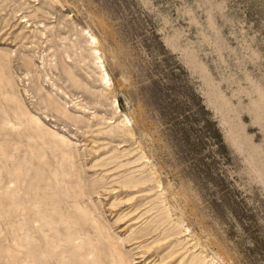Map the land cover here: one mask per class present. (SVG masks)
Listing matches in <instances>:
<instances>
[{"label":"rangeland","instance_id":"obj_1","mask_svg":"<svg viewBox=\"0 0 264 264\" xmlns=\"http://www.w3.org/2000/svg\"><path fill=\"white\" fill-rule=\"evenodd\" d=\"M0 56V264H264V0H0Z\"/></svg>","mask_w":264,"mask_h":264},{"label":"bare ground","instance_id":"obj_2","mask_svg":"<svg viewBox=\"0 0 264 264\" xmlns=\"http://www.w3.org/2000/svg\"><path fill=\"white\" fill-rule=\"evenodd\" d=\"M27 15H24V16H22L21 17V21L19 22V25H17L15 28H13V31L15 32L16 30H19V32L15 35V37L16 38H18V37H20V36H22L25 32H27L26 31V27H28V26H25V25H22L23 24V22H30V17L28 18H24V17H26ZM34 17V16H33ZM45 26V25H44ZM46 27V26H45ZM37 29V28H36ZM36 29H33V30H31L32 32H34ZM40 30V29H39ZM14 32H12V33H14ZM42 35L43 34H45V33H43V32H41V31H39ZM79 33V35L81 36H83V35H85L83 32H78ZM15 34V33H14ZM91 34V33H90ZM79 38V37H78ZM82 38V37H81ZM84 38V37H83ZM19 39V38H18ZM91 39H92V41H91ZM79 41V40H78ZM85 42H86V45H87V49L89 50V54H90V56H91V59H92V63H93V65L95 66V69H94V73L96 74V76L98 77V81H99V83L103 86L102 88H100V89H92V87L90 88L91 89V91L94 93V94H97V96L99 97V98H101V99H104V98H106L107 97V95H109L110 94V91H111V77H110V75H109V73H108V71H107V68H106V66H105V63H104V60H103V57H102V55H101V52L99 51V48H98V46H97V44L96 43H98V39H97V37L95 36V35H93V34H91L90 35V38H88L87 40H84ZM4 52V51H3ZM2 55V54H1ZM11 55V54H10ZM1 57V56H0ZM9 57H11V56H9ZM1 58H3V57H1ZM0 58V68H1V59ZM31 58V57H30ZM32 59V58H31ZM29 61H31V60H29ZM9 63V62H8ZM30 64H31V62H29ZM7 65H9V64H7ZM32 65V64H31ZM4 68V66H2V69ZM64 69H65V72H66V74L69 76V78L75 83V85L77 84V85H81V81H80V78L79 77H77V75H76V73L74 72V70H73V68L71 67V66H69V65H65L64 66ZM0 80H1V78H0ZM13 100V99H12ZM52 100V99H51ZM114 100H116V99H114ZM19 102V101H18ZM15 103V102H14ZM52 103V102H51ZM21 105V104H20ZM20 105H18V106H20ZM116 105V104H115ZM26 109V108H25ZM24 109V110H25ZM59 110V112H62L63 114H65L66 116H72V113L67 109V108H65V107H61V106H59V108H58ZM28 111V112H27ZM27 111H21L20 110V107H15L14 109H13V113H14V115L17 117V118H24L25 116H23V115H25L26 114V116H27V118L29 119L28 121H31V123L34 125V126H36V127H39V128H42V130L43 131H46V134H47V132H49V133H55L56 134V132L55 131H53L52 129H50V128H48L42 121H41V119L39 118V117H37L36 115H34V114H32V113H30L29 112V110H27ZM122 115H120L119 117H120V119H119V122H118V126H120L121 128H122V130L125 132H128V133H130L131 132V130L129 129V127L127 126V122H128V118L126 117V116H122ZM118 117V118H119ZM26 119V118H25ZM115 122V121H114ZM111 123V122H110ZM120 123V124H119ZM123 127H125V128H123ZM43 133H45V132H43ZM123 133V132H122ZM125 134V133H124ZM123 134V135H124ZM131 134V133H130ZM54 135V134H53ZM65 141L64 142H66V141H68L65 137L63 138ZM70 143V142H69ZM42 153V152H41ZM37 154H38V158H39V156L41 155L40 153H39V151L37 152ZM33 155H34V153H33ZM35 157H36V153H35ZM117 157V156H116ZM41 158V157H40ZM118 158V157H117ZM117 158H115V159H117ZM105 160H106V158H105ZM104 162H106V161H104ZM109 164V163H108ZM110 164H111V162H110ZM109 164V165H110ZM120 164V163H119ZM121 164H122V161H121ZM115 165V164H114ZM123 165H124V163H123ZM143 165V164H142ZM141 165V167L143 168V166ZM96 166H98V165H96ZM100 166H104V165H100ZM120 166V165H119ZM145 166V165H144ZM111 167V166H110ZM120 168V167H119ZM145 168V167H144ZM99 169V168H98ZM101 169V168H100ZM107 169V168H106ZM130 169V168H129ZM133 169V168H132ZM122 170V169H121ZM131 170V169H130ZM139 170V169H138ZM104 171V170H103ZM111 171V170H110ZM125 171H127V170H125ZM114 172V171H113ZM122 172V171H121ZM128 172V171H127ZM134 172V171H133ZM139 172V171H138ZM106 173V172H105ZM136 173V172H135ZM111 174V173H110ZM118 174V173H117ZM123 174H126V173H123ZM129 174V173H128ZM131 174H133V173H131ZM141 174V173H140ZM139 174V176H142V175H140ZM150 174V173H149ZM154 174V173H153ZM101 175V174H100ZM103 175V174H102ZM148 175V174H147ZM118 177H119V175H117ZM126 176V175H125ZM138 176V175H137ZM146 176V175H145ZM144 175H143V178L145 177ZM154 176V175H153ZM153 176H151L152 178H153ZM103 177V176H102ZM101 176H100V179L102 178ZM120 177H121V179H122V176L120 175ZM119 177V178H120ZM133 177V176H132ZM129 178V177H128ZM138 178V177H137ZM147 178V177H146ZM99 179V180H100ZM102 179H104V178H102ZM135 179H136V177H135ZM147 179H149L150 180V178H149V175H148V178ZM156 179V178H155ZM120 180V179H119ZM119 180H118V183H119ZM124 180H126V179H124ZM133 180V179H132ZM139 180V179H138ZM141 180V179H140ZM139 180V181H140ZM153 180V179H152ZM104 181V180H103ZM121 181V180H120ZM142 181V180H141ZM110 182H112V181H110ZM117 182V181H116ZM115 182V183H116ZM122 182H124V181H122ZM131 182V181H130ZM130 182H128V184L130 183ZM133 182V181H132ZM143 182V181H142ZM146 182V181H145ZM50 183V182H49ZM114 183V182H113ZM112 183V184H113ZM114 183V184H115ZM121 183V182H120ZM136 183V182H135ZM139 184H140V182H139ZM122 185V184H121ZM124 185V184H123ZM125 185H127V183L125 184ZM143 185H144V183H143ZM130 186H132V185H130ZM133 186H135V185H133ZM104 187V186H103ZM109 187V186H108ZM116 187V186H115ZM151 188V187H150ZM104 189H106V188H104ZM103 189V190H104ZM116 189V188H115ZM114 190V189H113ZM127 190V189H126ZM142 191H143V189H142ZM151 191V190H150ZM121 192V191H120ZM128 192V191H127ZM144 192V191H143ZM82 193V192H81ZM110 193V192H109ZM142 193V192H141ZM86 194V193H85ZM99 194V193H98ZM129 194V193H128ZM133 194V193H132ZM136 194V193H135ZM87 195V194H86ZM131 195V194H130ZM130 195L128 196V197H130ZM133 196V195H132ZM119 199V198H118ZM122 200V199H121ZM113 203V202H112ZM115 204V203H114ZM113 204V205H114ZM141 205V204H140ZM143 205V204H142ZM115 206V205H114ZM131 206H132V204H131ZM136 207V206H135ZM140 207V206H139ZM137 208V207H136ZM147 208H149V209H147V210H152L151 209V207H147ZM133 210H134V208H133ZM145 210H146V208H145ZM146 210V212H148ZM144 211V210H143ZM142 211V212H143ZM130 212V211H129ZM150 212V211H149ZM141 213V212H140ZM126 214V213H125ZM132 214V213H131ZM88 215V214H87ZM123 215V214H122ZM128 215V214H127ZM130 215V214H129ZM136 215V214H135ZM124 216V215H123ZM126 216V215H125ZM134 216V215H133ZM141 216V215H140ZM140 216H138V217H140ZM143 216V215H142ZM137 217V218H138ZM143 218V217H142ZM147 218V217H146ZM83 219V218H82ZM131 219V218H130ZM134 220H136V219H134ZM121 221V220H120ZM133 221V220H132ZM146 221V220H145ZM48 222V221H47ZM144 222V221H143ZM146 222H149V224L151 223V221L150 220H148L147 219V221ZM136 223H138V222H136ZM145 224V223H144ZM148 224V223H147ZM149 224L147 225V226H149ZM46 225V224H45ZM133 225V224H132ZM135 226V225H134ZM143 226V225H142ZM127 227V226H126ZM141 227V226H140ZM153 227V226H152ZM97 228V227H96ZM141 228H145V226L144 227H141ZM147 228V227H146ZM149 228V227H148ZM140 229V228H139ZM154 229V228H153ZM157 229V228H156ZM97 230V229H96ZM144 230H146V229H144ZM143 230V231H144ZM150 230V229H149ZM147 231V232H150V231ZM142 231V230H141ZM156 231V230H155ZM153 232V231H152ZM103 232H101L100 234H102ZM146 233V232H145ZM144 233V234H145ZM104 234V233H103ZM144 234H142V235H144ZM151 234V233H150ZM147 235V234H146ZM160 236L162 235V234H159ZM158 235V236H159ZM163 236V235H162ZM165 237L167 236V235H164ZM169 236H170V234H169ZM105 237V236H104ZM139 237H141V236H139ZM164 237V238H165ZM162 238V237H161ZM169 238V237H168ZM136 239V238H135ZM145 239V238H144ZM147 239V238H146ZM132 240V239H131ZM152 240H153V238H152ZM163 240H165V239H163ZM149 242V241H148ZM150 242H151V240H150ZM139 243H141V242H139ZM146 243H147V241H146ZM132 244V243H131ZM152 244H154V243H152ZM141 246V245H140ZM147 246V245H146ZM153 246V245H152ZM139 247V246H138ZM167 247V246H166ZM150 248V247H149ZM163 248V247H162ZM165 248V247H164ZM163 248V249H164ZM156 249V248H155ZM154 253V252H153ZM172 254V253H171ZM159 255V254H158ZM202 255V254H201ZM200 255V256H201ZM160 256V255H159ZM161 257H162V255H161ZM161 257H160V259H161ZM163 258V257H162ZM205 258V257H204ZM207 259V258H206ZM162 260V259H161ZM154 261V260H153ZM208 261V260H207ZM157 263H158V261H156ZM153 263V262H152ZM159 263H160V261H159ZM162 263V262H161ZM70 264V263H69ZM164 264V263H163Z\"/></svg>","mask_w":264,"mask_h":264}]
</instances>
